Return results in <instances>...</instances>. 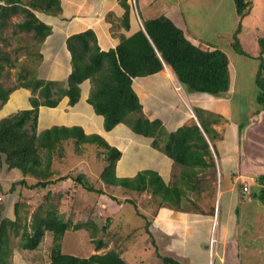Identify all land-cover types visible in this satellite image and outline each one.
Here are the masks:
<instances>
[{
  "label": "trees",
  "instance_id": "obj_1",
  "mask_svg": "<svg viewBox=\"0 0 264 264\" xmlns=\"http://www.w3.org/2000/svg\"><path fill=\"white\" fill-rule=\"evenodd\" d=\"M232 1L238 16V24L231 47L237 54L247 56L241 49L238 34L242 20L250 13L252 5L248 0ZM0 3V34L11 17L22 13L25 18L16 25V29L32 34V39L38 43L39 47L51 34V28L38 19L35 11H44L53 15L61 12L59 0H0ZM119 4L124 10L120 25L129 34L122 35L115 47L102 50L96 34L88 29L66 39L71 71L64 83L57 85L53 81L38 79L35 72L29 78L26 74L19 75L22 80L20 88L29 89L32 94L29 98L31 108L21 110L12 117L0 119V165H5L3 175L14 171L25 178H34L36 181L31 186L26 180L14 182L7 190L3 187L4 183H0V199H4V196L14 197L10 207L13 219L3 216L0 212V264H10V232H13L15 236L19 235L22 240L21 248L29 251L37 248L45 233H50L52 245L49 264H128L115 250L97 254L104 247L102 240L96 242V254L88 257L63 253L61 240L68 229L73 228L76 231L85 228L87 231L91 230V235H94L97 230L105 232L108 228L99 226L95 221L96 218L85 223L72 224L70 219L66 221L59 213L57 206L51 202L50 193L45 195L44 203L30 207L33 211L26 210L23 216L19 214V209L24 203L19 200L23 193L20 190L17 191V185L34 191L45 189L50 185L54 186L67 179L68 176L49 180L54 174L51 171V156L59 152L58 150L62 149L66 141H73L76 147L87 144L105 150L108 165L100 174L101 181L105 185L121 186L123 191L135 193L137 197L144 192H150L152 196H158L163 203L179 200L177 188L175 186L171 188L170 184H165L153 171L139 172L132 179L116 178L113 165L121 157V152L111 147L97 134L87 135L78 126H53L40 134L36 133L39 108H54L64 97L68 98L69 106H74L80 99V85L86 80L91 84L87 103L96 115L103 118V129L106 132L119 124H125L134 134L151 139V147L172 159L181 169L199 166L215 168L209 144L197 124L185 125L174 132H168L160 120L145 118L143 106L134 91L133 83L137 78L161 73L167 66L172 70L181 87L188 92L224 96L229 92L231 83L227 55L220 49L204 50L194 44L172 19L162 14L156 18L143 20L144 30L140 25L132 30V5L127 0H119ZM0 41H3L1 36ZM258 46L260 51L258 59L261 61V66L255 85L257 103L261 109H264V38L258 39ZM3 62L10 67L14 66L8 58H4ZM3 70L4 66L0 62V74ZM10 91L0 87L2 104L7 101ZM195 111L200 125L213 141L211 130L201 120L198 110ZM130 115H136V118L129 120ZM39 150L47 151L45 162L41 161ZM204 157H208L210 162L207 163ZM257 183L260 186L259 191L253 194V197L264 203V174L257 177ZM79 184L88 192L104 194L102 190L84 183L79 182ZM18 187L21 189L20 186ZM134 201L125 199V203L131 204L136 210V215L144 220L145 233L151 238V246L156 257L163 264H180L172 257L159 254L157 244L149 231L150 221L138 213ZM91 226H93L92 229L89 228Z\"/></svg>",
  "mask_w": 264,
  "mask_h": 264
},
{
  "label": "rangeland",
  "instance_id": "obj_2",
  "mask_svg": "<svg viewBox=\"0 0 264 264\" xmlns=\"http://www.w3.org/2000/svg\"><path fill=\"white\" fill-rule=\"evenodd\" d=\"M59 1L61 6V12L59 14L53 15L47 14L44 11H35L38 19L51 28V34L40 47L38 43L32 39V34H27L16 29V25L25 18L22 13L11 17V19L7 21V26L0 34L3 38V41H0V62L4 66V70L0 74V87L11 90L7 101L4 104L0 102L1 118L12 117L21 110H25L26 107L28 108V101L32 94L29 89L22 90V88H20L19 85L22 81L19 78L20 74H23V76L26 74L27 78H29L33 76V72H35L38 79L53 81L56 82L57 85L65 82L67 78L65 73L62 74L63 77L57 76V68L62 64V61H64L65 64V60H63L64 56H62L60 48L66 41V38L78 33L75 32L76 30L81 29L79 33L88 29L93 30L102 48H108L117 43L121 36L125 35L120 25V18L124 14V10L119 4V0H112L113 2L106 3V5L103 4L99 9H96L93 5L92 2L94 0H89V2L85 3L83 2L84 0H80L81 3H79V0ZM248 1L252 5V11L242 20V30H240V34H242H238V38L242 47L241 49L243 51L246 50L244 51L245 53L247 52L246 54L255 55L257 53L256 50L259 48L255 39L264 38V0ZM127 2L132 5L131 15L134 16V20L137 25L140 26H143V19L156 18V16L162 13L161 4L159 3H154V5L147 10V3H143L141 0H138V5L136 0H127ZM165 2L169 3L170 0H165ZM78 4H80L78 9L79 12L83 11L86 7L87 9L85 10L92 14L90 18L87 17L88 14L82 17L72 13L77 8ZM209 5L210 3L206 4L204 2L184 5L186 9H183L182 12H185L187 26L205 27L204 30H207L206 32H212L214 30L210 29H216L215 34H221L224 44L227 45L228 43L230 45V52L236 54L231 47L233 35L236 31V29L234 30V25L236 27V18L238 17L233 1L217 0L215 4H212V6L217 7V13L216 15L212 14V19L210 20H208V17H205V14L208 12L207 10L211 9ZM227 17L229 20H226ZM77 25L78 27H74ZM194 30L197 32L202 31ZM231 53H229L228 57L232 61L233 54ZM241 55L242 54H240V56ZM241 57L244 58L243 56ZM4 58L10 59V62L13 63L14 66H8L3 62ZM247 63L248 66L246 71L243 72L245 77L251 76V73H253L252 69L256 66L254 61H249ZM253 87L257 88L255 86ZM244 93L246 94V91ZM140 96L144 101L146 109L144 110L143 107V116L147 119L153 118L151 117L152 96L148 95L145 91H141ZM65 113L67 114V112ZM65 113L60 110L45 111L42 113L40 120L38 113L36 133L40 134L47 129L45 127H50L51 125L52 127L53 125L69 126V123L73 121L68 119V116L64 115ZM75 116L78 118V115ZM128 118L129 120H133L136 118V115H130ZM195 121L199 123L197 118ZM195 121H193L194 124H196ZM86 130H89V128ZM58 151L59 152L53 153L51 156V171L54 172V174L49 180H57L61 177L68 176L67 179L65 178L66 180L63 182H59V185H50L45 189L34 191H30V189L24 186L21 187V185H17V191L20 190L23 193V196H21L19 200L24 203L19 209V214L23 216L26 210L33 211L30 207L32 206L33 208L44 203L45 195L50 193L51 202L57 206L59 213L64 216L66 221L70 219L71 223L75 224L77 222H89L90 219L96 218L95 221L99 226L103 225L108 228L105 232L97 230L94 235H91V230L87 231L85 228L76 231L73 230V228L68 229L61 240V250L63 253L78 257H88L91 254H96V242L97 240H102L104 247L98 251L97 254L115 250L128 264H163L155 255V251L151 246V238L145 233L144 220L136 215V210L131 204L125 203V199L135 200L134 202L136 203L138 213L145 216V218L150 221L149 231L152 237L156 236L158 239L156 240L160 241L158 232H161V234L164 235V237L161 238L164 243L169 240V238H166L168 232L165 233L164 230L161 229L157 230L156 226H154L156 216L154 212L159 205L162 207V201L153 198L150 192H144L141 196L137 197L135 193L131 194L123 191L121 186L110 185L109 187L105 185L100 178L101 172L108 165L105 157V150L103 148L87 144L76 147L74 142L69 140L64 142L62 149ZM39 156L41 157V161L45 162L47 151L39 150ZM116 162L113 165L114 171ZM4 169L5 165H0V177L3 175ZM182 169L184 171L186 170L185 168ZM26 178L21 176L20 173L12 171L4 174L0 183L3 182V187L7 190L11 183L14 182L26 180L28 185L31 186L36 181V179L31 177ZM78 178H80V180ZM79 182L87 184L95 189L102 190L104 194L98 195V193L88 192L81 187ZM205 185H209V188L206 189ZM18 186H20L21 189ZM201 186L202 189L197 192V196H193L196 204H184V212L186 215H189V218L192 220H189L186 215V217H182L181 219L177 218L174 224H172L173 230L175 229V236L172 235L173 240H171L173 244L165 243L163 245H157L160 255L172 257L180 264H199L197 260L200 252L201 254L206 255V253H209L210 255L208 262L205 257L203 259L199 258L200 264H217L216 237L213 235L208 242H205L203 237L208 228L205 223L200 221L205 217L204 215H207L205 212L209 211L212 203L211 201H213V198L209 196L211 195V182L208 183V181L204 179ZM4 199L5 204L2 202V199H0V212L3 216H6V213H8L6 204H12L13 202L10 201L13 200L14 197L7 198L4 196ZM174 210L180 211L178 208ZM29 214L31 213L29 212ZM10 218L13 219V216ZM184 220H186V222L182 224ZM92 227L93 226L89 228L92 229ZM51 239L52 235L50 233H45L35 250H23L21 248V237L19 235L15 236L13 232H10V264H49L50 248L52 245ZM212 239L214 243L210 245ZM157 241L155 242L156 244ZM181 242L186 243V249L183 248ZM198 247L200 248L199 251H197ZM191 252L193 253L191 254Z\"/></svg>",
  "mask_w": 264,
  "mask_h": 264
},
{
  "label": "crops",
  "instance_id": "obj_3",
  "mask_svg": "<svg viewBox=\"0 0 264 264\" xmlns=\"http://www.w3.org/2000/svg\"><path fill=\"white\" fill-rule=\"evenodd\" d=\"M141 1L147 3V10L154 3L161 4L162 13L160 14L172 19L185 32L186 36L202 49L217 48L222 50L227 57L231 53L230 45L228 43L227 45L224 44L222 35L215 34L216 29H210L214 31L206 32L207 30H204L205 27H188L185 12H182L183 9H186L184 5L187 4L192 5L197 2L210 3L209 7L211 9H208L205 14V17L210 20L212 19V14L216 15L217 13V7L212 6L217 0H170L169 3H166L165 0ZM83 2H89V0H84ZM109 2L113 1L94 0L92 3L96 9H99L101 5H106ZM79 3H81L80 0ZM79 5L72 13L82 17L88 14L87 17L90 18L92 14L85 10L87 9L86 7L79 12ZM131 16V29L134 30L137 28V23L134 20V16ZM226 20H229L228 17ZM237 24L238 22H236V27L234 25V30L237 29ZM74 27H78V25ZM140 27L142 28V26ZM194 29L202 31L197 32ZM79 31L81 29L75 32L79 33ZM123 32L125 35L129 34L124 29ZM241 34L239 33V35ZM255 40L258 43V39ZM65 42L60 48L65 64L62 61V64L57 68L58 77H63V73L68 77L71 71L70 55L66 49ZM118 43L119 41L108 48H102L98 44L102 50H108L115 47ZM256 51L255 55H241L244 58L240 54L231 53L233 54L232 61L228 57L230 89L227 94L220 97L187 92L181 87L176 76L167 66L161 73L134 80L133 88L144 110L146 109L140 92L145 91L152 96L151 117L153 118L150 120H160L168 132H174L185 125H192L197 118L195 110H198L201 120L205 122L206 127L212 133L213 141L209 139L203 130L200 121L199 123L195 121L209 144V149L214 159V169L199 166L186 169L184 172L179 166L175 165L172 159L154 150L151 147V139L134 134L125 124H119L111 131L106 132L103 129V118L96 115L93 108L87 103L91 88L88 80L80 85V99L74 106H69L68 98L64 97L54 108L40 107L39 120L45 111L60 110L64 111V113L67 112L64 115L68 116V119L73 122L69 123V126H63H79L87 135L96 133L103 137L111 147H115L121 152V157L115 164L114 173L116 178L132 179L139 172L153 171L160 176L165 184H170L171 188L172 186L177 188L179 192L178 201L162 202V207L159 205L155 209L154 226H156L157 230L161 229L165 233L168 232L166 238H169L168 241L163 243L161 238L164 235L158 232L160 241H157V237L153 236L154 241H157V245L172 243V235L175 236V229L173 230L172 224L177 218L181 219L188 216V219L192 220L184 212V206L190 203L196 204L193 196H197V192L202 189L201 184L205 179L208 183L211 182V195L209 196L213 198V201H211L209 211L205 212L207 215H204L205 217L200 221L205 223L208 228L203 237L205 242H208L213 235L216 237L217 264H264V203L253 197V194L257 193L260 187L257 183V177L264 174V109H261L258 105L257 88L253 87H256L255 80L261 66L258 59L259 56H257L260 53L259 48ZM249 61H254L256 66L252 69V75L245 77L243 72L246 71L247 62ZM177 86H179V89H177ZM245 91L246 94L244 93ZM30 108L28 101V108L26 107V109ZM75 115H78V118ZM0 119H2L1 116ZM51 127L52 125L45 128L49 129ZM87 128L89 130H86ZM204 159L207 163L210 162L208 157H204ZM59 184L57 183L56 185ZM108 186L110 187V185ZM208 188L209 185L206 186V189ZM152 197L160 200L158 196ZM2 202L5 204L4 199H2ZM10 207H12V204H6L8 212L6 217L8 218L12 216ZM175 208L180 209V211H175ZM185 222L186 220L182 221V224ZM181 245L186 249L185 242H181ZM199 249L198 247L197 251ZM204 257L208 262L209 253L205 255L200 252L199 258L203 259ZM199 258L197 262L200 264Z\"/></svg>",
  "mask_w": 264,
  "mask_h": 264
},
{
  "label": "built area",
  "instance_id": "obj_4",
  "mask_svg": "<svg viewBox=\"0 0 264 264\" xmlns=\"http://www.w3.org/2000/svg\"><path fill=\"white\" fill-rule=\"evenodd\" d=\"M177 89H179V86H177ZM244 190H246V188H244ZM214 243V240L212 239L211 241H210V245H212Z\"/></svg>",
  "mask_w": 264,
  "mask_h": 264
},
{
  "label": "water",
  "instance_id": "obj_5",
  "mask_svg": "<svg viewBox=\"0 0 264 264\" xmlns=\"http://www.w3.org/2000/svg\"><path fill=\"white\" fill-rule=\"evenodd\" d=\"M142 29L144 30V27L142 26Z\"/></svg>",
  "mask_w": 264,
  "mask_h": 264
},
{
  "label": "bare ground",
  "instance_id": "obj_6",
  "mask_svg": "<svg viewBox=\"0 0 264 264\" xmlns=\"http://www.w3.org/2000/svg\"><path fill=\"white\" fill-rule=\"evenodd\" d=\"M173 77V76H172Z\"/></svg>",
  "mask_w": 264,
  "mask_h": 264
}]
</instances>
